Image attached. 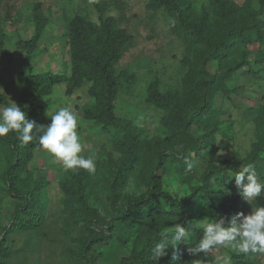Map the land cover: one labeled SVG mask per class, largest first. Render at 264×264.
Listing matches in <instances>:
<instances>
[{
    "label": "rangeland",
    "instance_id": "rangeland-1",
    "mask_svg": "<svg viewBox=\"0 0 264 264\" xmlns=\"http://www.w3.org/2000/svg\"><path fill=\"white\" fill-rule=\"evenodd\" d=\"M35 1L41 3L48 23L30 60L33 72H70L69 45L63 36L64 17L84 14L97 23L100 17L112 16L131 36L115 65L119 79L115 99L118 116L132 120L141 136L154 146L174 145L178 149H189L203 133L200 123L204 117L211 113L219 120L216 132L206 135L213 137L212 144L197 154L190 151L192 164L181 176L185 178L164 176V189L177 198L190 193L209 162L246 159L251 144L264 141V127L256 131L253 123L259 107L264 106V0H179L183 14L203 28L207 43L172 30V18L166 6L150 8L148 0H122L118 5L110 0H2L0 36L4 39V52L13 53V57L8 60L0 54V88L3 89L0 93L5 94L9 104L16 103L28 72L24 52L16 49L15 41L32 34L31 8ZM235 32L243 33L246 38H236L224 54L215 50L212 53L210 45ZM154 78L158 80L160 92L169 95V104L165 107L146 99ZM88 86L85 82L66 95L64 84L55 85L43 101L47 110L43 125L51 122L50 116L59 107H69L77 113L81 155H93L96 159V171L89 174L86 191L88 205L96 217L117 222L119 202L112 205L108 194L111 169L122 155L113 147L110 132L82 115V108L91 103L86 92ZM3 107L6 106H0ZM259 157L257 174L264 179V146ZM152 164L151 160L140 157L121 186L119 196L143 192V179ZM3 168L4 157L0 153V172ZM28 168L33 176L45 179L43 219L34 229L7 232V245L12 251L9 264H91L93 252L83 251L84 244L93 235L86 224L88 216L64 202L65 194L59 184L61 179H70L74 170L65 168L41 148L33 150ZM228 173L230 178L222 189L233 194L234 172ZM255 199L260 202L254 204V199H250L243 204L244 214L264 204V194ZM16 204L17 200L0 183V234ZM191 207L192 215L188 217L161 215L166 219L165 227L162 229L157 224L149 229L148 236L157 232L171 242L180 224L188 234L182 244L195 246L199 239L193 226L201 230V225L216 217V213L200 201ZM141 239L133 234L99 245L94 250V254L99 253L98 264H118L139 248ZM196 259L205 264H264V254H238L230 246L192 256L190 264Z\"/></svg>",
    "mask_w": 264,
    "mask_h": 264
},
{
    "label": "trees",
    "instance_id": "trees-1",
    "mask_svg": "<svg viewBox=\"0 0 264 264\" xmlns=\"http://www.w3.org/2000/svg\"><path fill=\"white\" fill-rule=\"evenodd\" d=\"M110 1L117 5L122 2V0ZM162 5L166 6L171 15L172 30L182 31L187 36H193L194 40L207 43L203 28L183 14L179 0H148L150 8ZM31 20L33 31L30 37L18 38L15 41L16 49L24 52L23 60L28 70L16 100L17 106L26 113L27 119L43 125L47 116L43 101L50 96L55 85L64 84L65 94L71 95L74 90L88 82L86 92L91 103L82 108V115L85 119L92 120L109 131L113 147L122 155L111 169L112 182L109 185L108 194L112 205L119 202L120 213L117 222L102 220L90 209L86 194L89 173L86 170L76 169L70 179H61L59 182L65 194L64 202L88 216L86 224L93 235L84 244L83 251L90 249L93 252L91 264H98L99 253L94 254L96 247L109 243L113 239L117 241L133 234H138L142 238L141 244L136 251L123 257L118 264H190L192 256L187 252V248L191 245L182 243L175 248L170 247L167 250L169 255L154 262L151 255L153 247L157 242L168 241L157 232L148 236L149 229L159 223L162 229L165 227L166 219H162L161 215L191 216V206L197 201L203 202L208 208L214 210L216 217L224 216L226 220L237 212L243 213V204L246 201L238 194L236 187L231 188L233 194L222 188L227 185L230 178L228 172L241 170L239 166L244 167L248 163H253L258 172V161L261 159L259 154L264 141L261 144L253 142L249 157L246 159H224L216 164L209 162L197 183L191 186L190 193L186 197L177 198L174 193L164 189V176L185 178L181 176L190 169L192 164L190 151L197 154L199 150L212 144L213 137L206 135L212 136L216 132L219 120L211 113L204 117L200 123L203 133L193 141L189 149H178L174 145L154 146L146 137L141 136L132 120L115 113V99L119 84L115 65L121 58L124 46L131 38L128 31L120 27L112 16L100 17L97 23L84 14H75L71 18L64 17L63 36L67 38L69 45L70 72L47 70L39 73L32 71L30 62L48 23L39 1H35L32 5ZM248 30L251 31V28ZM236 38L246 37L243 33L237 32L231 37H223L214 45H210L212 53L215 50L218 54H224L231 49ZM3 42V36H0V54L12 60L13 53L4 52ZM210 91L209 88L208 92ZM146 99L161 107L169 104V95L160 92L157 78L150 82ZM0 106H9L8 99L3 93H0ZM253 123L258 129L256 131L264 127V106L259 107ZM38 148L40 147L36 141L27 145L21 144L18 133L15 132H9L6 136L0 137V153L4 157L0 183L3 184L5 192L17 200L11 219L0 234V264H9L8 258L12 253L7 245V232L34 229L43 219L42 192L45 179L33 176L28 168L33 150ZM140 157H145L153 163L149 173L143 179L145 190L138 194L128 193L120 197L119 190ZM215 186H218V189ZM257 200L254 199V204L260 202ZM193 231L200 239L202 229L193 226ZM173 252L179 258L176 261L171 259Z\"/></svg>",
    "mask_w": 264,
    "mask_h": 264
},
{
    "label": "clouds",
    "instance_id": "clouds-1",
    "mask_svg": "<svg viewBox=\"0 0 264 264\" xmlns=\"http://www.w3.org/2000/svg\"><path fill=\"white\" fill-rule=\"evenodd\" d=\"M0 92H3L2 88ZM78 120L74 110L59 107L50 116L51 122L48 125L37 124L36 121L27 119L26 113L15 102L10 101L9 106L0 108V137L9 132L18 133L21 144L27 145L36 141L41 149L62 162L65 168L84 169L89 174H94L95 157L81 155L83 147L77 133ZM232 178L238 194L245 201L264 194V179L257 174L253 163H248L241 170L234 172ZM201 228L198 243L187 248V252L193 257L225 246H230L238 254H264V204L251 208L248 214L237 212L227 220L224 216L209 218ZM187 235L184 226L178 224L171 242L155 244L151 253L153 261L157 262L169 255L167 250L183 243ZM171 259L176 261L179 258L173 252ZM194 264H205V261L196 259Z\"/></svg>",
    "mask_w": 264,
    "mask_h": 264
}]
</instances>
